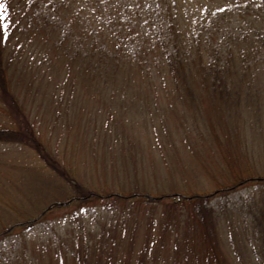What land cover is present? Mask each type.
<instances>
[{
    "label": "rangeland",
    "instance_id": "374dc122",
    "mask_svg": "<svg viewBox=\"0 0 264 264\" xmlns=\"http://www.w3.org/2000/svg\"><path fill=\"white\" fill-rule=\"evenodd\" d=\"M13 27L9 37L20 30ZM13 37L2 65L48 162L29 145L0 142V264H59L64 249L83 251L87 241L95 264L104 252L115 264H187L207 253L196 245L199 222L186 202L197 197L207 199L222 252L233 253L227 226L251 218L264 190L246 181L264 175V89L244 93L249 83L234 65L227 84L240 91L218 93L221 103L199 87L177 93L163 77L155 90L100 92L75 78V62L52 64L38 45L16 49ZM14 64L24 71L15 74ZM11 117L0 101V126L14 127ZM68 180L133 199L56 206L71 191ZM30 219L29 227L7 230ZM239 252L250 259L249 246Z\"/></svg>",
    "mask_w": 264,
    "mask_h": 264
},
{
    "label": "trees",
    "instance_id": "16d2710c",
    "mask_svg": "<svg viewBox=\"0 0 264 264\" xmlns=\"http://www.w3.org/2000/svg\"><path fill=\"white\" fill-rule=\"evenodd\" d=\"M0 5V101L15 122L14 127L0 126V142L29 145L47 162L45 150L34 138L9 88V67L2 65L6 41H11L13 35H9L16 31L13 25L20 29L13 37L16 49L25 44L29 48L38 45L52 64L75 62V78L93 82L100 92L155 90L161 87L163 77L170 80V89L177 93L199 87L221 103L218 93L232 88L240 91L236 84H227L234 65L235 76L249 83L243 84L244 93L264 89V84L252 86L264 82V0H0ZM236 6H240L239 13H235ZM23 71L14 66L15 74ZM246 181L263 184L264 175H254ZM68 183L69 195L65 198L62 194V199L54 201L56 206L106 196L117 202L129 199L123 191L84 190L76 185L73 188L70 180ZM202 198H188L186 202L194 208L199 222L196 245L207 253L198 257L195 254L200 248L193 247L195 256H188L186 263L264 264V190L259 195L260 202L254 200L249 209L247 215L251 218L234 229L227 226L231 255L222 252L216 237L217 222L211 210L203 209L207 199ZM48 206L41 209V215L49 212ZM32 222L33 219L16 221L7 230L29 227ZM80 229L86 231L84 227ZM88 245L89 241L83 251L76 247L64 249L62 259L57 257L58 263L69 264L72 259L73 264H92L94 259L95 264V258L88 255ZM247 246L250 259L239 252ZM104 254L106 258H98V264H115Z\"/></svg>",
    "mask_w": 264,
    "mask_h": 264
},
{
    "label": "snow or ice",
    "instance_id": "6c2138e0",
    "mask_svg": "<svg viewBox=\"0 0 264 264\" xmlns=\"http://www.w3.org/2000/svg\"><path fill=\"white\" fill-rule=\"evenodd\" d=\"M0 7H3L2 5H0Z\"/></svg>",
    "mask_w": 264,
    "mask_h": 264
}]
</instances>
